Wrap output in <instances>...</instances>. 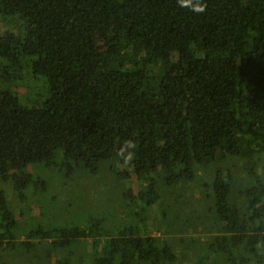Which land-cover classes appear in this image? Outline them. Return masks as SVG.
<instances>
[{
  "label": "trees",
  "instance_id": "trees-1",
  "mask_svg": "<svg viewBox=\"0 0 264 264\" xmlns=\"http://www.w3.org/2000/svg\"><path fill=\"white\" fill-rule=\"evenodd\" d=\"M185 2L0 0V179L33 211L0 190V250L41 264L47 249L51 264L75 250L88 255L76 264H264V0ZM41 164L131 180L118 197L137 223L43 224L47 181L27 170ZM186 191L202 192L204 220L162 208L165 235L144 232L162 197L186 209Z\"/></svg>",
  "mask_w": 264,
  "mask_h": 264
},
{
  "label": "rangeland",
  "instance_id": "rangeland-1",
  "mask_svg": "<svg viewBox=\"0 0 264 264\" xmlns=\"http://www.w3.org/2000/svg\"><path fill=\"white\" fill-rule=\"evenodd\" d=\"M18 90L19 92L23 93L25 92L26 88L20 87ZM208 165L209 164L203 165V171L201 169L197 174V177L199 174H201L199 180L204 181V179H207L206 173H208V171L204 172L206 167H211L212 170H214V167L216 166V164L212 162L209 166ZM122 167L121 169H123ZM27 170L34 172L36 176H40L47 181L46 194L48 200H46L43 203L44 205L40 207V211H42V218H44V220L39 219L42 221V223L44 222L47 224L46 219H49L50 224H78L84 226L87 224V220L92 216L105 217L107 219V227L132 225L137 223L135 216L131 215L132 211L133 214H135L138 208L137 204H131L128 200H122L121 202L118 197L119 191L122 188H126L128 185H130L131 180H123L118 173L116 174L110 170L109 172H100L97 175H92L88 174L84 168H76L72 174H68V170L66 168L54 165L45 166L43 164L30 165ZM243 181L246 182L247 179H244ZM0 190H4L6 192L9 199V205L15 212L18 209H22L26 216L33 213V211L31 212L29 206V200H32V196L31 198H27L25 201H21L17 197V193L14 191L10 180L0 179ZM201 191L197 192L195 198L189 191L185 192V201H183V206H188V210L187 208L185 209V207L179 208L181 203L177 205L173 204V201L171 200L173 198V194H171L170 199L168 198V201H166L165 197H162L161 201L150 209L148 219L142 222L140 227L143 229L144 226V232L146 233L151 232L155 235H165L162 231L157 229L159 226L158 220L160 219L158 212L162 208L163 218L166 217L170 219L173 217V221H177L178 223L185 222L187 220V216L190 219L188 214L190 213L192 215L193 211L195 210L194 220L195 222H201L204 220L203 216L205 214V210L203 204H201L200 201L196 199L201 197ZM30 193L31 192H29V194ZM52 197H55V200L51 201ZM42 198L44 197L42 196ZM187 200H192L191 203L193 204H187ZM139 216L142 217L144 214ZM25 218L26 217L24 216L21 217L22 223H25ZM162 225H164L163 221ZM188 225H190V222ZM192 232L193 235H198L201 233L199 229ZM36 248L41 249V247ZM7 250H0V264H33V261L41 264L38 262V260L33 259L31 254L25 249L19 248L15 250ZM54 252L55 251L48 249L47 251H44V253L39 251V257L42 260H45V264H51L58 258H61V256H57V258H55ZM61 252L66 253L65 250ZM83 255L88 256L81 250H75L74 254L70 256V263L76 264L74 262Z\"/></svg>",
  "mask_w": 264,
  "mask_h": 264
},
{
  "label": "clouds",
  "instance_id": "clouds-1",
  "mask_svg": "<svg viewBox=\"0 0 264 264\" xmlns=\"http://www.w3.org/2000/svg\"><path fill=\"white\" fill-rule=\"evenodd\" d=\"M182 2V6H187L185 0H181ZM195 11H199V12H203L204 11V8L201 6V7H198L196 9H194Z\"/></svg>",
  "mask_w": 264,
  "mask_h": 264
}]
</instances>
